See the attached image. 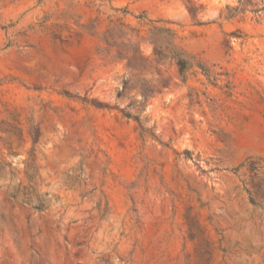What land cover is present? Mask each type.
I'll list each match as a JSON object with an SVG mask.
<instances>
[{
	"label": "rangeland",
	"instance_id": "1",
	"mask_svg": "<svg viewBox=\"0 0 264 264\" xmlns=\"http://www.w3.org/2000/svg\"><path fill=\"white\" fill-rule=\"evenodd\" d=\"M0 264H264V0H0Z\"/></svg>",
	"mask_w": 264,
	"mask_h": 264
}]
</instances>
